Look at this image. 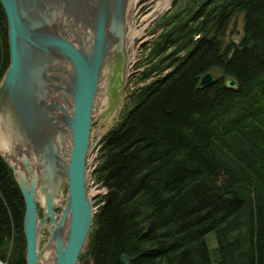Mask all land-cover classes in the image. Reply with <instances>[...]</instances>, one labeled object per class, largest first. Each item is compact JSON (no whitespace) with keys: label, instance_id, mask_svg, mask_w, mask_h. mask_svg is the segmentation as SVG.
I'll list each match as a JSON object with an SVG mask.
<instances>
[{"label":"trees","instance_id":"16d2710c","mask_svg":"<svg viewBox=\"0 0 264 264\" xmlns=\"http://www.w3.org/2000/svg\"><path fill=\"white\" fill-rule=\"evenodd\" d=\"M239 13L235 42L228 34ZM169 17L140 75L153 77L101 141L95 176L106 192L88 254L93 264H124L123 253L131 264H264V0H184ZM7 30L0 0V78ZM208 70L217 78L200 86ZM24 211L0 154L6 264H26Z\"/></svg>","mask_w":264,"mask_h":264},{"label":"water","instance_id":"95a60500","mask_svg":"<svg viewBox=\"0 0 264 264\" xmlns=\"http://www.w3.org/2000/svg\"><path fill=\"white\" fill-rule=\"evenodd\" d=\"M128 1L1 0L10 62L0 78V153L24 198L26 264H48L52 249L50 264H77L89 241L94 208L86 159L93 144V115L100 89L105 111L115 106L118 114L122 107ZM66 65L72 72L62 70ZM216 78L208 70L199 85ZM225 83L238 85L231 76ZM63 90L72 105L68 98L59 103L56 97ZM45 228L49 235L41 248ZM121 260L131 264L132 257L123 253Z\"/></svg>","mask_w":264,"mask_h":264},{"label":"rangeland","instance_id":"374dc122","mask_svg":"<svg viewBox=\"0 0 264 264\" xmlns=\"http://www.w3.org/2000/svg\"><path fill=\"white\" fill-rule=\"evenodd\" d=\"M161 1L163 0H129L128 2L126 17V78L119 100L120 105L122 104L119 113H115V106H110L105 111L106 107H103L102 104V89L99 90V94L97 96L98 98L95 104V112L93 115L92 124L93 134L91 136V144H93L91 145V149L87 155V183L94 213L99 207L102 194L106 192V186H104L100 181H97L95 176V168L100 161L101 141L104 135L107 133H105V130L112 127L110 126L112 121L117 122L120 119L123 112L131 104L132 96L142 87H144L153 77L151 76L144 79L140 77L143 70L148 67L149 62L146 58L150 53L156 38L167 27V22L170 18L169 16L172 13L178 11L184 2V0H180L177 5L173 6V0H164V5L157 9V4ZM243 29V13H239L232 19L228 39H233V36H235L237 38V42H239L243 33ZM17 161L21 163V160L18 158ZM62 190L64 199V196H66L67 193V184H64ZM38 195L39 198L43 197L41 190L38 191ZM39 198V214L40 217H42L43 207L42 201L39 200ZM61 202H64V200ZM56 211L60 213L61 209L57 208ZM48 235L49 230L45 228L43 231L44 238L40 242L41 248L43 244H45ZM207 238L211 246L216 244L212 232L207 234ZM89 242L90 237L87 245L81 252L83 257H87L89 255Z\"/></svg>","mask_w":264,"mask_h":264},{"label":"bare ground","instance_id":"6f19581e","mask_svg":"<svg viewBox=\"0 0 264 264\" xmlns=\"http://www.w3.org/2000/svg\"><path fill=\"white\" fill-rule=\"evenodd\" d=\"M129 2V1H128ZM164 5V0L163 1H161V2H159L158 4H157V9L159 8V7H161V6H163ZM131 34H132V32H131ZM68 70V71H71L72 72V67H69V65H66V66H63L62 67V70L63 71H65L66 72V70ZM64 73V72H63ZM68 80H69V78H68ZM69 82H71V81H69ZM66 87V86H65ZM57 99H58V101H59V103H61V104H64L63 102L64 101H66L67 100V98H68V100H69V104H71L72 105V98L71 97H65V92H64V90L63 91H60L58 94H57V97H56ZM67 103V102H66ZM67 147H68V144H67ZM86 162H87V159H86ZM34 166V160L32 161V164H31V168ZM37 167V164L35 163V166L32 168L33 170L35 169ZM64 231H65V233H67L68 232V221H67V223H66V225H65V228H64ZM54 253V251H53V249H52V254L49 256L50 257V259H47L46 260V262L48 263V264H50L53 260H54V258H55V255L53 254Z\"/></svg>","mask_w":264,"mask_h":264},{"label":"flooded vegetation","instance_id":"af4514ba","mask_svg":"<svg viewBox=\"0 0 264 264\" xmlns=\"http://www.w3.org/2000/svg\"><path fill=\"white\" fill-rule=\"evenodd\" d=\"M77 264H93V261L90 255L83 257V255L80 254Z\"/></svg>","mask_w":264,"mask_h":264},{"label":"built area","instance_id":"2783aa9c","mask_svg":"<svg viewBox=\"0 0 264 264\" xmlns=\"http://www.w3.org/2000/svg\"><path fill=\"white\" fill-rule=\"evenodd\" d=\"M0 264H6V263H4V262L0 261Z\"/></svg>","mask_w":264,"mask_h":264}]
</instances>
